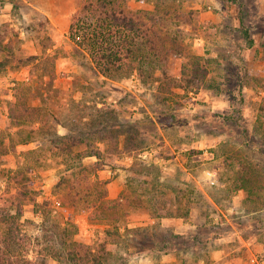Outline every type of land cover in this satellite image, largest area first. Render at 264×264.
<instances>
[{
  "label": "rangeland",
  "instance_id": "rangeland-1",
  "mask_svg": "<svg viewBox=\"0 0 264 264\" xmlns=\"http://www.w3.org/2000/svg\"><path fill=\"white\" fill-rule=\"evenodd\" d=\"M129 4L170 15V32L182 37L183 54L201 58L202 85L189 93L174 87L179 59L171 76L155 84L136 75H98L68 38L76 12L68 27L58 23L53 30L34 7L21 8L0 24V131L9 142L0 156V184L8 168L31 175L30 187L60 214V229L75 224L73 240L95 249L102 264H251L252 252L264 247V0ZM26 106L37 108L26 115ZM39 119L52 132L75 129L91 138V148L83 150L100 159L87 157L84 164L100 182L66 173L62 181L69 163L44 158L45 151L41 166L35 163V147L24 141ZM105 120L110 128L97 132ZM105 190L111 199L125 190L110 212L120 236L107 245L105 230L112 226L83 211ZM31 210L27 204V216ZM39 230L26 229L41 245L22 242L19 259L47 245Z\"/></svg>",
  "mask_w": 264,
  "mask_h": 264
},
{
  "label": "trees",
  "instance_id": "trees-1",
  "mask_svg": "<svg viewBox=\"0 0 264 264\" xmlns=\"http://www.w3.org/2000/svg\"><path fill=\"white\" fill-rule=\"evenodd\" d=\"M170 25L169 14L162 15L155 9H132L129 0H82L80 8L71 20L68 38L87 55L96 74L113 80L136 75L143 82L155 84L171 76L172 62L179 59L181 68L172 76L174 87L186 93L193 92L204 82V65L200 57L183 54L184 41L181 36L171 34ZM36 108L26 106V115L29 110L35 112ZM9 117L13 120V113ZM37 121L39 124H33L29 139L24 141V144L34 145L33 154L37 156L35 163L40 165L41 159L45 157L59 160L63 158L69 165L64 169V175L59 176L62 181L66 173L70 178L81 174L86 180H91L94 175L93 182H100L97 174H91L84 164L87 157L100 159L98 153L92 150L85 153L83 150L91 148L90 137L75 135V129H69L70 133L66 134L52 132V125L43 123L40 119ZM101 122L98 123L97 132L110 128L111 124L107 120ZM1 133L2 131L0 156H3L7 152L9 142H6V137ZM102 140V137L95 138V143H101ZM43 153L44 158H39ZM32 183L31 175H25L17 166L8 168L1 180L0 264H48L50 259L62 264H102L100 255L95 254V249H81L82 246L73 240L75 231L72 227L75 224L68 221L63 230L60 229L61 224L56 223L55 219L60 214L52 210V201L49 198L42 197L39 191L30 187ZM124 192L125 190L117 198L111 199L105 190L94 205L88 204L84 207L83 211L91 215L89 217L92 221L96 218L104 220L107 226H112L105 230L106 245L111 242L113 244L116 242L115 237L120 236L116 231L119 229L116 225L118 220L112 219L110 212L115 206L121 205ZM3 194H6L7 198H3ZM27 204L32 206L30 216L25 213ZM36 217L40 219L37 224L34 221ZM36 227L44 232L43 237L48 241L47 245L36 253L32 250L29 255V252L25 251L28 256L19 259L23 253L22 242L34 240L36 245H41L39 236L33 237L26 231ZM104 247L102 246L103 253H107L108 250Z\"/></svg>",
  "mask_w": 264,
  "mask_h": 264
},
{
  "label": "crops",
  "instance_id": "crops-1",
  "mask_svg": "<svg viewBox=\"0 0 264 264\" xmlns=\"http://www.w3.org/2000/svg\"><path fill=\"white\" fill-rule=\"evenodd\" d=\"M0 3L2 4L0 5V24L10 21L14 13H18L19 9L26 8L29 5L44 15L46 23L50 29H53L59 28L58 23H61V26L64 23L68 27L69 23L67 24V20H70L74 12H77L82 4V0H0ZM26 9V12H30L29 7ZM58 33L59 35H63L64 32L60 30ZM263 254L264 247H261L256 252H252L250 260L254 256L259 257Z\"/></svg>",
  "mask_w": 264,
  "mask_h": 264
},
{
  "label": "built area",
  "instance_id": "built-area-1",
  "mask_svg": "<svg viewBox=\"0 0 264 264\" xmlns=\"http://www.w3.org/2000/svg\"><path fill=\"white\" fill-rule=\"evenodd\" d=\"M205 177L207 179V181L211 184V185H215L216 184V177L215 174L211 171V170H207L205 172ZM251 264H264V254L262 256H254L251 258Z\"/></svg>",
  "mask_w": 264,
  "mask_h": 264
}]
</instances>
